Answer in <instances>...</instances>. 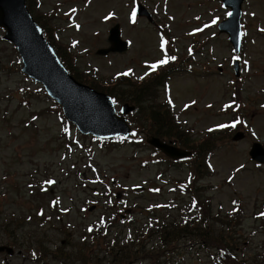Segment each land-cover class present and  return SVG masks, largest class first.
<instances>
[{"label": "rangeland", "instance_id": "rangeland-1", "mask_svg": "<svg viewBox=\"0 0 264 264\" xmlns=\"http://www.w3.org/2000/svg\"><path fill=\"white\" fill-rule=\"evenodd\" d=\"M138 1L151 14L153 25L143 17L133 18V0H39L37 8L35 0L33 12L54 33L55 45L69 54L80 81L100 92L116 84V74L149 82L155 75L141 76L152 65L159 67L167 51L177 53L178 62L170 65L173 72L155 89V101L165 104L167 99L173 122L190 137L191 146L211 138L217 140L216 149L200 164L202 173L191 180L192 190L174 189L177 181L192 178L190 162H163L145 140L137 144L129 138L107 146L79 134L41 85L20 72L15 49L0 40V245L9 242L16 252L11 257L0 254V264H40L31 259L38 248L31 233L46 235L51 253L72 250L67 242L75 245L88 239L86 226L95 227L93 222L106 217V222H128L113 225L108 240L115 235L127 240L133 229L148 227L149 217L179 220L184 211L194 216L190 210L196 200L207 204L214 217L229 216L238 207L236 233L243 249L229 254L209 243L205 249L183 243L171 264H264V166L248 155L254 142H264V0L242 4L245 42L240 79L233 76L230 60L235 58L227 36L216 29L215 19L228 16L220 0ZM115 24L129 42L128 51L96 55L109 46L108 31ZM231 93L241 104L243 124L215 133L235 115L221 108ZM123 103L132 105L123 100L117 111ZM127 118L135 121L131 115ZM210 129L215 132L207 134ZM236 131L244 133L238 143L231 140ZM9 223L13 229L5 228ZM98 238L90 246L93 252L109 246ZM44 263L59 264L51 256Z\"/></svg>", "mask_w": 264, "mask_h": 264}, {"label": "trees", "instance_id": "trees-1", "mask_svg": "<svg viewBox=\"0 0 264 264\" xmlns=\"http://www.w3.org/2000/svg\"><path fill=\"white\" fill-rule=\"evenodd\" d=\"M62 61L74 77L80 76H77V71L75 72L71 68L69 62L65 60ZM168 73L169 71L156 74L146 83L131 82L130 79H119L116 81L115 85H113V83L107 85L105 87V93L110 95L115 103L128 100L132 105L134 104L135 110L131 116L135 118V121L130 122L134 130H138V132H147L149 135L155 136L156 138H164L173 141L177 140L181 148L194 150L195 153H192L194 156L192 157L193 160L189 163V167L192 168V171H189V173L192 174V180L194 176L198 177V174L201 175L202 169L200 168V164L203 163L207 155L211 154L213 150L216 149L215 142L217 140L214 141V139L208 138L201 142L198 147H192L187 135L180 132V129L174 124L167 105L156 103L155 100L157 96L155 89L165 82ZM92 82L95 83L93 80ZM115 86L118 88L116 91L114 90ZM122 140L123 139H114L102 141L101 143H107V146H109L115 145ZM153 154L154 157L159 155L156 151H153ZM160 159L165 162L168 161L163 157ZM169 163L178 165L173 162ZM181 183L183 186L178 184L176 187L177 189L184 191H188V189L192 190L193 181L188 183L186 187L184 186L185 183ZM199 190L200 187L197 186L196 191ZM196 191H194V194L197 196ZM196 204L195 209L198 213L194 216H188L187 212L184 211L179 220H168L165 217H155L152 219V217H149L150 227L138 229L135 238L133 237L129 244H125L121 247V259L117 264H127L130 261H147L149 264H171L173 253L176 252L178 255L180 253L178 245L183 243H189L192 246L200 244L204 249L208 248L207 244L209 243L215 245L219 249L224 248L229 254L243 249V244L239 243V236L241 235L236 233V226L240 223L237 222L236 212H238V207H235L234 214L230 213L231 215L225 217L220 215L214 217L211 216V211L207 204L203 206L198 200H196ZM10 227L13 229L12 223L5 224L6 229ZM103 239H105L104 236ZM116 245H118V243ZM80 246L85 247L86 242L82 241L77 246L75 253L72 254H67L63 252V250L58 251L59 254L56 251L55 258L60 264H74L78 261L80 262V259H82L83 264H92L91 260L86 258L84 253L80 250ZM108 248L109 246L106 247L105 250L101 249L99 251L98 259L95 264H104L105 260L108 261L107 258L104 259L103 256H109L111 258L107 264L113 263L111 260L115 257V252L114 250L108 251ZM262 261H264V259Z\"/></svg>", "mask_w": 264, "mask_h": 264}, {"label": "water", "instance_id": "water-1", "mask_svg": "<svg viewBox=\"0 0 264 264\" xmlns=\"http://www.w3.org/2000/svg\"><path fill=\"white\" fill-rule=\"evenodd\" d=\"M229 7L230 17L218 25L220 33H227L229 41L236 53L239 52L242 34L239 19L242 0H223ZM137 15L152 19L148 12L138 6ZM0 28L5 30L4 39L13 43L22 61L21 71L36 82L41 83L49 96L62 108L65 117L84 134H92L98 138L128 136L130 130L124 116L134 107L124 104L120 108V116L115 112L110 97L97 92L87 85L77 82L59 63L50 45L42 38L39 28L29 15L24 0H0ZM110 47L98 50L96 54L124 53L128 46L120 38L119 25L109 31ZM235 75L239 76L238 62L234 63ZM237 133L234 141L242 139ZM147 143L164 153L171 159H182L189 153L151 138ZM249 156L257 163L264 164V149L257 143L252 145ZM11 255L13 250L0 247V252Z\"/></svg>", "mask_w": 264, "mask_h": 264}, {"label": "snow or ice", "instance_id": "snow-or-ice-1", "mask_svg": "<svg viewBox=\"0 0 264 264\" xmlns=\"http://www.w3.org/2000/svg\"><path fill=\"white\" fill-rule=\"evenodd\" d=\"M134 16H135V13H133V18H134ZM213 23H215V21H213ZM205 27H207V25L205 26ZM164 41H162V43H161V47H163V45H164ZM171 59H175V57H171ZM168 62V60L167 59H165V60H161L160 61V64H165V63H167ZM158 65H152L151 67L153 68V69H155L156 67H157ZM128 73H125V75H127ZM228 125H220V127H227ZM232 126H235V125H232ZM210 131H211V129H210ZM47 183H49V184H51V183H53V181H47ZM262 215H264V213H262ZM92 229L91 228H89V231H91Z\"/></svg>", "mask_w": 264, "mask_h": 264}, {"label": "flooded vegetation", "instance_id": "flooded-vegetation-1", "mask_svg": "<svg viewBox=\"0 0 264 264\" xmlns=\"http://www.w3.org/2000/svg\"><path fill=\"white\" fill-rule=\"evenodd\" d=\"M119 260V258H116V261H118ZM40 264H45L44 263V260H42L41 262H39Z\"/></svg>", "mask_w": 264, "mask_h": 264}]
</instances>
